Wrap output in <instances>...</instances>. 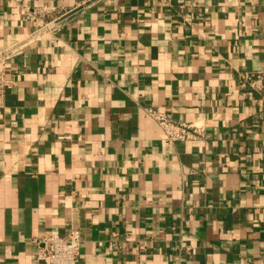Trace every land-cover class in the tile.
Masks as SVG:
<instances>
[{"label":"crops","instance_id":"obj_1","mask_svg":"<svg viewBox=\"0 0 264 264\" xmlns=\"http://www.w3.org/2000/svg\"><path fill=\"white\" fill-rule=\"evenodd\" d=\"M81 1L0 0V264H264V0Z\"/></svg>","mask_w":264,"mask_h":264},{"label":"built area","instance_id":"obj_2","mask_svg":"<svg viewBox=\"0 0 264 264\" xmlns=\"http://www.w3.org/2000/svg\"><path fill=\"white\" fill-rule=\"evenodd\" d=\"M99 1L101 0H82L80 5L84 7ZM201 3L202 0H185L182 7L196 10L201 7ZM19 49L20 46L0 48V109L5 106L7 90L13 88L15 84L8 73V65ZM256 81H252V84ZM147 113L161 129L166 144L198 140L205 135L204 127L196 123L180 122L170 114L154 108H147ZM37 243L39 246L37 264H79L82 239L76 229H71L65 235L46 234L38 238Z\"/></svg>","mask_w":264,"mask_h":264}]
</instances>
